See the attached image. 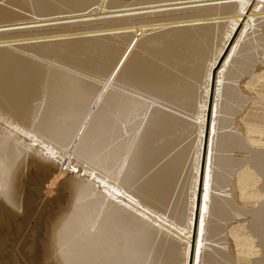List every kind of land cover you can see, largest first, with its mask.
<instances>
[{
    "label": "bare ground",
    "instance_id": "bare-ground-1",
    "mask_svg": "<svg viewBox=\"0 0 264 264\" xmlns=\"http://www.w3.org/2000/svg\"><path fill=\"white\" fill-rule=\"evenodd\" d=\"M263 45L264 0H0V264H264V109L224 129Z\"/></svg>",
    "mask_w": 264,
    "mask_h": 264
},
{
    "label": "rangeland",
    "instance_id": "rangeland-1",
    "mask_svg": "<svg viewBox=\"0 0 264 264\" xmlns=\"http://www.w3.org/2000/svg\"><path fill=\"white\" fill-rule=\"evenodd\" d=\"M260 4V3H259ZM264 46V45H263ZM211 55V54H210ZM264 55V54H263ZM263 55H261V54H258L257 55V62H256V64H255V67H254V70H253V72H249V73H246V74H243V75H241L240 76V78L239 79H236L237 81H236V84H235V87H238L237 89H239V91H240V93L242 94V96H243V98H245L244 99V101H243V103H241L240 105H236V106H234V105H232L230 108H229V110L228 111H230V114L232 113V111H233V114L231 115V116H229V115H226L227 117L229 116V117H232L231 119H230V122H229V119H228V127L227 128H224V129H227L228 130V128H229V126L231 127V128H229L230 130H232L233 129V131H234V133H236L237 135H239V137L240 138H242L243 140H247V141H250V138H255V139H257L258 138V136H259V134L257 133H253V135L251 134V133H249L248 135H249V137L247 136V134L246 133H248L247 132V130H246V122L245 121H248L249 123H250V121L252 120L251 118H253V120L252 121H254V120H259V118L257 117V116H259L260 114H262V111L261 110H263L264 109V106H263V104L261 103L263 100H264V62H262L263 61V59H264V56ZM212 57V56H211ZM211 57H208V60L211 58ZM262 62V63H261ZM259 68V69H258ZM253 73L254 74H256V75H253ZM253 75V76H252ZM263 78V79H262ZM209 97V96H208ZM212 99V98H211ZM258 104V105H257ZM255 105H256V107H255ZM235 108H234V107ZM237 106H239L238 108H237ZM207 108H206V118H205V121H207L208 122V130H207V132H209V130H210V123H211V118H212V105L210 104V97L208 98V101H207V106H206ZM254 107H255V109H254ZM260 110H259V109ZM255 111H254V110ZM257 110V111H256ZM259 110V111H258ZM209 112V113H208ZM251 114H250V113ZM254 112H259V114L258 113H255V114H253ZM246 113V114H245ZM220 114L221 113H218L217 115L218 116H220ZM245 114V115H244ZM250 114V115H249ZM251 115H254V117L253 116H251ZM255 115H257L256 116V118H255ZM249 116H250V119H249ZM245 117V118H244ZM208 118V119H207ZM248 118V119H247ZM255 118V119H254ZM231 124V125H230ZM232 131V132H233ZM238 132V133H237ZM258 135V136H257ZM245 136V137H244ZM252 136H254V137H252ZM206 137V136H205ZM246 138V139H245ZM248 138V139H247ZM251 140H253V139H251ZM207 145H208V133H207ZM206 152V154H207V151H208V146H206V150H205ZM230 154H231V158L232 159H244V156H245V153L244 152H241V151H237V150H233V151H230ZM67 160V158H63V160H61L62 162L61 163H59V164H61V165H59V168H58V171H57V173L58 174H56L54 177H55V179H57L58 177H60L61 176V174H59V173H61L60 172V169L61 170H63V172H66V170H68V171H70L69 169L70 168H68V167H66L65 165H66V161ZM66 167V168H65ZM236 169H235V171H233L232 172V176H231V178H232V180H233V182H232V180H230V182H229V186H227V188H228V192L230 191V189H231V191L232 192H229V193H231V194H228L227 193V195H228V197L230 198V197H232L231 199H232V201H233V203L235 204V205H238V206H241L242 204H243V202H248V201H253L254 199H252V198H254V196L256 195V192L255 191H257L256 190V187L255 186H257L256 184H257V182H255V180H253V181H251V185H248V187L250 188V187H252L253 185V187L252 188H250V190H249V188H247V190L249 191V193H248V191L247 190H245L246 191V194H243L244 196H247V193H248V195L251 193V192H253L252 194H250L249 195V197L248 198H245L246 200H243V196L240 194V190H239V186L237 185V182H236V177L235 176H237L236 174L239 172L238 171V169L240 170V169H242V168H247V166H246V163H245V161H241V162H239V163H237V166L235 167ZM67 171V172H68ZM82 173V172H81ZM80 173V174H81ZM191 173H192V171H191ZM188 175H190V174H188ZM235 177V178H234ZM189 178V177H188ZM234 178V179H233ZM190 179V178H189ZM190 180H192V179H190ZM235 180V181H234ZM232 182V183H231ZM233 184V185H231V184ZM252 183H254L253 185H252ZM232 186V187H231ZM235 187V188H234ZM255 187V188H254ZM52 188V187H51ZM50 188V189H51ZM237 188V189H236ZM237 190V191H236ZM252 190V191H251ZM253 190H255V191H253ZM55 191V190H54ZM53 191V188H52V190L51 191H49V192H47L45 195H43L42 197L44 198V199H46V200H52L53 199V197H55V195H56V193ZM251 191V192H250ZM41 192H42V194H44V192H43V190H41ZM218 192V191H217ZM220 192V191H219ZM236 194H235V193ZM239 192V193H238ZM255 192V193H254ZM239 195H241V196H239ZM51 198V199H50ZM235 198V199H234ZM242 198V199H241ZM256 200V199H255ZM242 203V204H241ZM41 213H42V209H38L36 212H35V214H33V217H31V218H28L27 220H26V224H25V226H26V229H28V228H30L31 226H33V225H35L34 223H36V221H37V219L39 220V217H41L40 215H41ZM237 219V220H236ZM239 219V220H238ZM244 219V220H243ZM245 219H247L246 217L244 218H242L241 216H237L236 214H235V216L233 217V219H230V220H228L229 222H227V227H226V229H225V231H224V233H227V234H224V237H225V239H224V241L226 242H224L225 243V246H226V248H225V251H227L228 252V255L231 257V258H234V259H232L234 262H236V255H237V248H238V245H248V244H250L251 242H248V241H250V235L248 236L247 235V231H245L246 229L244 228L243 229V227H242V224L244 223V221H245ZM243 220V221H242ZM8 221H9V219H8ZM29 221V222H28ZM243 222V223H242ZM239 223V226L237 225ZM242 223V224H241ZM228 226H234V228L235 227H237V232H239V230H240V232H239V238H237L236 240H235V242H234V240L232 239V238H230V234H229V232H227L228 230H229V228H228ZM240 227H242V228H240ZM243 230V231H242ZM246 233H245V232ZM243 232V233H242ZM241 233V234H240ZM243 236H246L245 238L243 237ZM248 236V237H247ZM186 237V236H185ZM227 237V238H226ZM240 237H242V238H240ZM248 238V239H247ZM228 239V240H227ZM191 240H192V238H191ZM190 240V241H191ZM239 242H238V241ZM246 242H248V243H246ZM20 243V242H19ZM191 243V242H190ZM212 243L213 244H216V242H213L212 241ZM242 243H244V244H242ZM17 245H19V244H15L14 246H12V249H11V251H13L12 253H11V256L13 255V257H15V259L17 260V261H19V263H21V264H25V260L23 259V257H22V255L20 254V255H17V253L19 254L20 252H19V250H18V246ZM217 245L219 246L220 245V243H217ZM235 245H236V247H235ZM16 250H18V251H16ZM16 251V252H15ZM14 254H15V256H14ZM18 259H17V258ZM21 259V260H20Z\"/></svg>",
    "mask_w": 264,
    "mask_h": 264
}]
</instances>
